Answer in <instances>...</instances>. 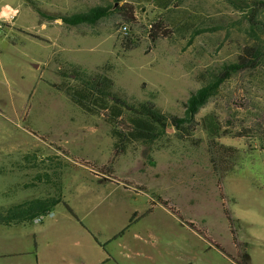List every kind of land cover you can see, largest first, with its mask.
Returning a JSON list of instances; mask_svg holds the SVG:
<instances>
[{
	"label": "rangeland",
	"instance_id": "rangeland-1",
	"mask_svg": "<svg viewBox=\"0 0 264 264\" xmlns=\"http://www.w3.org/2000/svg\"><path fill=\"white\" fill-rule=\"evenodd\" d=\"M110 5L93 26L52 19ZM252 7L264 19V0ZM9 9L17 20L0 30V206L53 190L23 187L31 179L9 166L23 155L35 160L31 173L47 169L62 182L65 198L41 221L0 225V264H44L64 246L46 226L64 222L81 226L93 264L264 263V61L235 73L201 109L191 141L170 129L118 154L112 126L59 87L71 65L104 69L131 101L182 117L201 71L264 48L249 9L226 0H0V12Z\"/></svg>",
	"mask_w": 264,
	"mask_h": 264
},
{
	"label": "trees",
	"instance_id": "trees-1",
	"mask_svg": "<svg viewBox=\"0 0 264 264\" xmlns=\"http://www.w3.org/2000/svg\"><path fill=\"white\" fill-rule=\"evenodd\" d=\"M121 1L115 0V3ZM226 1L243 12L250 10V31L254 35L256 30H264V19L260 16L262 7H252L258 0ZM32 7L41 17L45 16L37 5L32 4ZM112 9L113 5L109 7L97 6L87 12L61 15L52 19H59L71 26L83 24L93 26L112 15ZM151 36L156 42L157 33L152 32ZM260 61H264L263 46H248L237 61L225 62L201 71L198 76L201 86L186 101L185 114L182 117L165 113L152 102L131 101L125 94L117 90L114 79L104 69L90 73L79 66L71 65L69 68L61 70L60 74L64 81L59 87L83 112L92 116L101 115L112 126L114 149L118 154L132 143L152 144L168 138L170 129L174 131L173 136L176 139L191 141L197 130V116L201 109L219 93L222 86L235 73L253 68ZM62 200L59 193L44 198H27L20 203L0 206V225L25 224L48 215ZM236 263L247 264L244 261Z\"/></svg>",
	"mask_w": 264,
	"mask_h": 264
},
{
	"label": "crops",
	"instance_id": "crops-1",
	"mask_svg": "<svg viewBox=\"0 0 264 264\" xmlns=\"http://www.w3.org/2000/svg\"><path fill=\"white\" fill-rule=\"evenodd\" d=\"M4 12V11H2ZM1 13V12H0ZM17 20V18H16ZM14 21H8L6 23V25L8 26H13L15 25ZM42 31L45 32V40L50 42L48 37V33L47 31L50 29L48 24L42 22ZM37 36V35H36ZM58 37L55 38V42H59V40L61 39V34H57ZM42 38V37H39ZM61 41V40H60ZM62 45V42H61ZM57 157V156H56ZM11 164H9L10 167L13 168H20L22 169L21 171H23L27 178L30 180V183H26L23 185L24 188H27L28 186H32L35 185L36 181H38L39 183H47L48 187L52 186L53 190L48 191L49 189H46V195L44 196H32L30 198H44L47 196H54L56 195L54 192L58 191V194L60 193L62 198H65V196L63 195V187H62V182L57 181V183H55L54 181V177L51 175L52 172H49L46 170L43 171H37L36 174L31 173L32 171V167H34V162L35 160L29 156V155H23L20 159H15L12 158L10 159ZM43 161V160H42ZM38 162V160H37ZM12 170V172H14ZM53 171V170H52ZM64 200V199H63ZM68 222H64V223H59V224H55L53 227H48L49 230H51L50 233V237L53 239H59L62 235V240H63V245L62 247H58L56 248L54 251H52L51 253L45 255V260H44V264H59V263H68V264H93L95 258L91 255V253L89 252V250L87 251V247H88V241L87 240H83V239H87V238H80V232H81V226H77V224H67ZM85 230H87L86 227H82ZM84 230V231H85ZM68 239V240H64V239ZM245 248H246V244ZM75 256H73V255ZM140 254V253H138ZM110 260L116 262L115 257L110 254ZM264 258V252L261 253V259ZM94 259V260H93ZM229 260L235 264H237L235 261H232L230 258ZM242 261L246 262L247 264H251L248 260H246V258L243 256ZM264 264V263H262Z\"/></svg>",
	"mask_w": 264,
	"mask_h": 264
},
{
	"label": "built area",
	"instance_id": "built-area-1",
	"mask_svg": "<svg viewBox=\"0 0 264 264\" xmlns=\"http://www.w3.org/2000/svg\"><path fill=\"white\" fill-rule=\"evenodd\" d=\"M16 17H17V15H16V11L14 9H9V10H6L4 12H1L0 13V30L6 26V23L8 21H13ZM121 30L125 36H128L130 33V29L127 25H123ZM42 219H43V216H41L35 220L41 221Z\"/></svg>",
	"mask_w": 264,
	"mask_h": 264
}]
</instances>
